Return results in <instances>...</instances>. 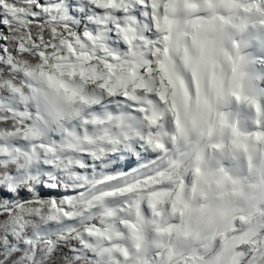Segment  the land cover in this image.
<instances>
[{"label": "snow or ice", "instance_id": "1", "mask_svg": "<svg viewBox=\"0 0 264 264\" xmlns=\"http://www.w3.org/2000/svg\"><path fill=\"white\" fill-rule=\"evenodd\" d=\"M253 40L264 0H0V264H264Z\"/></svg>", "mask_w": 264, "mask_h": 264}, {"label": "bare ground", "instance_id": "2", "mask_svg": "<svg viewBox=\"0 0 264 264\" xmlns=\"http://www.w3.org/2000/svg\"><path fill=\"white\" fill-rule=\"evenodd\" d=\"M249 53L254 60V72L264 75V45L260 44L257 40H253L249 47ZM233 107L235 110V106Z\"/></svg>", "mask_w": 264, "mask_h": 264}]
</instances>
